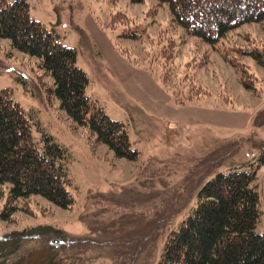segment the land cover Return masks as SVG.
<instances>
[{
  "label": "rangeland",
  "instance_id": "obj_1",
  "mask_svg": "<svg viewBox=\"0 0 264 264\" xmlns=\"http://www.w3.org/2000/svg\"><path fill=\"white\" fill-rule=\"evenodd\" d=\"M28 2L34 20L55 28L63 44L77 50L78 67L90 79L87 95L127 126L139 159H118L96 144L94 135L48 97L52 80L38 61L1 41L0 91L10 89L13 99L27 113L35 111L43 130L69 150L75 203L64 210L39 196L9 202L10 186H0V215L17 209L9 221L0 217V238L53 229L25 237L0 264H51L53 258L59 264H159L169 234L197 207L201 187L264 154V68L238 54L264 51V24L242 26L216 50L187 36L172 22L168 6L155 0ZM118 13L126 16L115 22ZM138 25L145 33L141 40L118 38ZM104 35L152 72L173 100L141 73L132 74L133 62L119 66L129 81L117 78L94 45ZM243 79L252 90L243 87ZM142 95L149 97V108L163 107V115L142 114L135 106ZM256 185L262 211L257 230L264 233V165Z\"/></svg>",
  "mask_w": 264,
  "mask_h": 264
},
{
  "label": "trees",
  "instance_id": "obj_2",
  "mask_svg": "<svg viewBox=\"0 0 264 264\" xmlns=\"http://www.w3.org/2000/svg\"><path fill=\"white\" fill-rule=\"evenodd\" d=\"M155 1L168 6L172 22L187 36L214 49L242 26L264 24V0ZM30 11L28 0H0V42L10 41L14 50L38 61L40 70L52 80L48 97L58 101L78 127L94 135L96 144L105 145L118 159L137 161L139 152L132 148L127 126L111 119L87 95L90 79L78 67L77 50L65 46L57 30L34 20ZM125 16L118 13L115 22ZM144 34L138 25L118 38L139 41ZM115 47L133 62L117 44ZM238 54L264 68L263 50L243 49ZM223 56L230 67L238 68ZM242 85L252 90L244 79ZM70 160L69 150L43 130L37 113H27L10 89L1 90L0 186H10L9 202L39 196L58 208L71 209L75 188L69 175ZM262 165L264 154L206 182L198 192L197 207L169 234L159 264H264V233L257 230L262 218L261 195L256 185ZM16 211L14 207L3 211L1 220L9 221ZM48 230L53 229L38 227L0 238V258L15 254L25 237ZM51 264L59 263L53 258Z\"/></svg>",
  "mask_w": 264,
  "mask_h": 264
},
{
  "label": "crops",
  "instance_id": "obj_3",
  "mask_svg": "<svg viewBox=\"0 0 264 264\" xmlns=\"http://www.w3.org/2000/svg\"><path fill=\"white\" fill-rule=\"evenodd\" d=\"M94 45L97 46L98 54L100 55V60L102 63L111 70V72H114L117 78L129 81V78H124V75L121 72L120 65L124 62L132 64L126 56L122 55L115 47V44L113 41H111L107 35H104V37H100L98 39V42H95ZM95 46V47H96ZM129 61V62H128ZM125 64V63H124ZM137 68V69H135ZM130 71L132 74H139L146 78L148 81H152L153 85L157 88H160V90L165 94V96L169 97L171 101L173 100L171 97V93L167 91V89L163 86V84L160 82L159 79L155 77V75L148 71L147 69H144L142 67H139L137 65H134L133 67H130ZM142 101L141 104H136V108L141 111L142 114H144L147 117L157 118L158 116L163 115L164 109L161 106L156 107H148V103L150 102V99L147 95H142L141 97Z\"/></svg>",
  "mask_w": 264,
  "mask_h": 264
}]
</instances>
